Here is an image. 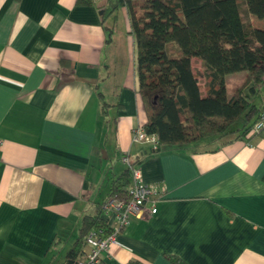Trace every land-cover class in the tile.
Wrapping results in <instances>:
<instances>
[{
    "label": "crops",
    "instance_id": "1",
    "mask_svg": "<svg viewBox=\"0 0 264 264\" xmlns=\"http://www.w3.org/2000/svg\"><path fill=\"white\" fill-rule=\"evenodd\" d=\"M108 7L0 0V264H69L125 155L160 191L158 211L131 220L101 264H264V131L134 144L146 122L135 42L126 8Z\"/></svg>",
    "mask_w": 264,
    "mask_h": 264
},
{
    "label": "trees",
    "instance_id": "2",
    "mask_svg": "<svg viewBox=\"0 0 264 264\" xmlns=\"http://www.w3.org/2000/svg\"><path fill=\"white\" fill-rule=\"evenodd\" d=\"M119 7L127 10L135 42L142 127L156 135L159 148L245 137L264 107L254 102L264 85V26L254 27L251 19L264 23V0H109L104 16ZM240 72L247 76L228 97L225 76ZM107 109L102 102L103 116ZM130 183L126 168L111 179L107 197H125ZM101 204L83 218L69 264L81 253L83 237L105 225Z\"/></svg>",
    "mask_w": 264,
    "mask_h": 264
},
{
    "label": "built area",
    "instance_id": "3",
    "mask_svg": "<svg viewBox=\"0 0 264 264\" xmlns=\"http://www.w3.org/2000/svg\"><path fill=\"white\" fill-rule=\"evenodd\" d=\"M262 131H264V107L245 137L251 138ZM132 142L147 145L154 151L159 149L156 135L146 133L143 127L133 130ZM121 162L131 173L127 194L125 197L112 195L102 202L101 219L105 225L91 230L84 236L83 241L88 252L84 258L75 260L72 264H101L102 256L109 253L115 237L129 226L131 220H149L157 214L160 191L144 183L140 168L135 167L127 155L121 157Z\"/></svg>",
    "mask_w": 264,
    "mask_h": 264
},
{
    "label": "rangeland",
    "instance_id": "4",
    "mask_svg": "<svg viewBox=\"0 0 264 264\" xmlns=\"http://www.w3.org/2000/svg\"><path fill=\"white\" fill-rule=\"evenodd\" d=\"M252 23L254 27L259 28L264 26V23L262 21L257 20L254 17H251ZM198 64L194 63L193 64V69H197ZM247 75L246 72H240V73H235V74H230L225 76V89H226V95L229 97L233 94V92L240 86L242 80L241 77H245ZM262 92L264 93V88L262 89ZM240 127V124L234 125L232 128H237Z\"/></svg>",
    "mask_w": 264,
    "mask_h": 264
}]
</instances>
